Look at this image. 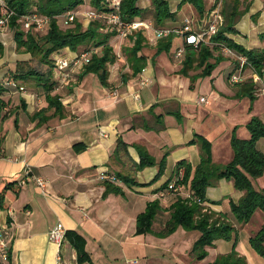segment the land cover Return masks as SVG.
<instances>
[{"label":"crops","instance_id":"1","mask_svg":"<svg viewBox=\"0 0 264 264\" xmlns=\"http://www.w3.org/2000/svg\"><path fill=\"white\" fill-rule=\"evenodd\" d=\"M167 1L175 16L162 26L180 27L185 17L200 14L191 2ZM239 1V10L246 11L235 24L237 33L228 36L247 49L264 50V0ZM218 2L226 10L233 4V0H202V5L206 11ZM138 5L150 8L152 0H138ZM82 7L84 4L79 6ZM141 32L145 37L146 32L148 36L151 33ZM11 36L14 39L12 33ZM178 39L181 36L174 37L171 48L162 52L157 51L158 40L146 41L139 52L145 55L146 64L142 71L133 74L127 52H122V42L127 39L111 37L119 56L109 65V86L102 83L98 73H86L84 67L77 69L65 85L55 83L52 94L60 97L61 110L48 107L44 88L34 80L23 82L27 92L4 95L9 105L4 111L7 116L0 118V188L8 180L19 179L16 187L6 191V207L0 209V223L8 221L12 227V264H79L77 251L68 239L61 247L50 240V230L57 223L86 238V249L96 264H177L176 257L165 258L160 248L173 243L174 237L186 230L179 227L167 237L156 235L168 219L175 199L173 193L159 197L161 187L170 182L179 160L188 159L193 167L200 163V146L190 141L196 133L212 140L207 129L215 116L214 109L222 107L230 112L239 103L235 95L239 87L230 82L229 76H224L227 83L222 80L223 75L235 70L232 60H223L207 79L197 78L191 88V77L180 72L186 53L180 59L174 55L177 48L184 46L182 38L183 44L174 48ZM60 53L72 56L76 52L63 48ZM21 56L17 59H31L30 53ZM9 66L0 68V73L8 72ZM45 68L44 72L48 71ZM245 73L250 77L252 70L247 68ZM5 77L1 75L0 79ZM57 78L53 73L54 81ZM203 84L208 86L198 96L197 89L201 90ZM113 89L118 90L117 97L111 95ZM202 96L207 97L204 103L199 102ZM259 97L264 98V94ZM174 111L181 113L182 120L172 114ZM159 114L163 115V126L156 119ZM236 115L232 116L235 125L239 121ZM250 118L247 116L245 122ZM222 129L215 128L218 134ZM243 137H249V131ZM119 138L127 143L129 156L120 153L113 157ZM75 144L85 148L77 150ZM135 145L145 146L157 163L137 169L141 158ZM258 147L264 152V137L258 140ZM212 152L218 164L225 165L233 158L231 144L226 158L216 155L213 149ZM165 155V172L152 185H128L121 180L118 185L122 194L106 192L103 175L120 172L138 182H149ZM38 177L46 181L44 189L37 184ZM225 182L224 178L216 180L207 189V206L217 213L230 211L221 204ZM243 193L238 190L235 195L240 197ZM154 199H160L162 210L153 232L137 234V216ZM231 244L232 241L220 239L211 248L218 255L229 252Z\"/></svg>","mask_w":264,"mask_h":264},{"label":"trees","instance_id":"2","mask_svg":"<svg viewBox=\"0 0 264 264\" xmlns=\"http://www.w3.org/2000/svg\"><path fill=\"white\" fill-rule=\"evenodd\" d=\"M112 0H89V4L93 8L112 12L115 8L111 4ZM195 4L200 14L205 12L202 0H183L184 2ZM86 0H5V4L0 3V17L2 12H7L10 17L7 26L14 36L18 50L33 52L41 50L42 62L49 66L48 71L42 72L35 68H30L20 73L16 68L14 75H6L0 79V118L7 116L6 108L9 101L5 99V94H15L20 89L13 85H8V80L18 78L34 80L38 86H42L45 91V98L48 107H55L56 110L63 108L60 97L53 95L55 83L59 84L58 79L54 81L53 73L56 57L60 49L69 47L71 50L80 51L88 50L90 45L101 47V53H94L91 61L85 65L84 72H96L100 76L102 83L109 86V65L116 62L118 55L115 52V46L111 43V37L116 32L103 34L100 27L104 23L98 20L91 22L90 26L83 30L82 24L74 21L75 25L63 29L60 25V15L79 9ZM240 1L233 0L230 9H221L225 20L220 25V30L211 39V44H186V57L180 72L191 77V88L194 82L200 76L210 75L213 69L223 60H232L235 70L239 67V62L221 52V45L225 44L238 54L244 55L248 59L245 68H251L252 71L264 76V50L247 49L231 39L229 33H237L235 24L237 20L245 13V10H239ZM213 8V7H212ZM119 12L124 21H133L135 19H144L152 21L155 27L162 26L167 19H172L175 15L171 11L167 0H152L150 8H142L138 5V0H121ZM30 13H38L49 18L47 32L40 38L33 30H25L23 28L24 16ZM73 24V23H72ZM131 37L134 44L126 49L128 62L133 74L142 71L146 64L145 55L139 52L146 44V37L139 32ZM264 38V34L262 36ZM183 38V37H182ZM174 37L172 35L159 39L157 43V51L169 50L172 46ZM184 39V38H183ZM90 43V45H89ZM0 49L2 44L0 43ZM57 53V55H54ZM79 53V52H78ZM61 56V55H60ZM191 70H200L196 74L190 75ZM234 70V71H235ZM233 73V71L231 72ZM229 73V77L231 75ZM124 79V77H122ZM239 87L238 95H249L253 99L262 88L251 78L233 83ZM18 90V91H17ZM237 96V95H236ZM176 118L182 120L179 111L172 112ZM163 115H156L157 121L162 124ZM249 137L239 138L235 135L232 137L231 146L233 150V158L225 165L218 164L213 160L212 144L201 134L196 133L195 137L190 141L191 144H199L201 149V161L193 167L188 159H181L175 166V172L170 182L176 181V185H182L181 191L170 189L169 180L161 187L162 191L159 197H164L168 193H173L174 201L170 205L169 217L163 228L156 232L159 237H167L174 233L179 227L188 232L198 231L199 238L194 243L190 251V255L195 259H204L208 256V248L214 247L217 240L223 239L232 241L233 247L230 252L217 255L216 259L208 264H249L246 256L242 255L237 249L239 232L235 224L247 223L251 220L258 210L264 213V187L256 189L252 179H257L264 174V152L258 147V140L264 137V121L258 116H253L247 123ZM140 154V163L136 165L137 169H143L148 166H154L157 161L151 155L148 149L143 145H135ZM75 148L80 150L85 148L82 144H75ZM120 153L129 156L128 145L119 138L117 146L113 152V157H117ZM159 171L149 182H138L133 178L119 173L114 174L115 177L122 180L128 185L149 186L159 180L164 174L167 160L166 155L159 163ZM183 170V177L179 178V173ZM232 180L236 189L243 191V196L238 203L232 202L229 213L215 212L207 206V189L214 181L219 179ZM3 189L0 188V209L6 207L5 194L6 191L19 184V179L8 180ZM107 186L106 192L114 191L122 194V189L116 181L105 179ZM162 206L160 199L149 201L144 211L138 214L136 221V233L146 234L153 232V226L161 213ZM160 218V217H159ZM66 239H68L77 251V261L79 264H96L86 249V238L76 230H66ZM249 244L252 249L264 257V223L253 235L249 237ZM9 261L13 263L12 247L9 246Z\"/></svg>","mask_w":264,"mask_h":264},{"label":"rangeland","instance_id":"3","mask_svg":"<svg viewBox=\"0 0 264 264\" xmlns=\"http://www.w3.org/2000/svg\"><path fill=\"white\" fill-rule=\"evenodd\" d=\"M88 3H89V0H86V2L84 3V7L79 8V9L78 8L74 9V11L80 10V13L76 17L75 21H78L79 23L82 24L83 30H86L90 26L91 22L94 21V20H92V21L86 20L85 16L82 14V12H84L86 9L93 8V6H91V5L89 7ZM60 25L63 27V29H66L68 27L74 26L75 22H73V24H71V25L65 26L60 21ZM100 31L103 34L112 33V32H110V29H107L104 26L100 27ZM141 31L146 32V30H141ZM141 31L134 32L133 34H131L127 38H125L127 40L122 42V52H125L127 48L131 47V46H129V44L132 43V41H133V39L131 37L133 36L134 38H136L135 35ZM33 32L36 35H38V37L41 38L47 32V27L43 30L34 29ZM171 35L173 37H177L176 34H171ZM151 37H153L152 33H150V36H148L147 32H146V39H147L146 41H148L149 43H152L153 41L151 40ZM128 40H131V41H128ZM155 41H157V40H155ZM0 43L2 44V49H0V68H4L8 65H11V66H9L10 68L7 69L8 72L6 71L5 73H2V74L0 73V78H1V75L9 76L8 73H10V76L14 75L13 71H15L16 68H18L20 73L25 72L30 68H35V69L40 70L42 72H44V70L46 69L45 67H47V69H49V66L47 64H45L44 62H42V54L39 53L41 50H35L34 51L35 54L33 55L32 54L33 52H27L24 50H18L17 49V44L14 41V39L12 38L11 32H10L8 27L0 28ZM177 44H181V45L183 44L182 37H181V39H178L174 42V48L177 47ZM89 45H90V43H89ZM146 46L151 47L150 45H146ZM65 48H69V47L67 46ZM81 49H79V51H78L79 53L82 52V51H80ZM88 50L93 51V54L94 53H99V54L101 53V47H94L93 45H90ZM71 51H73V50H71ZM75 52L76 51H74V53ZM24 53H30L31 59H29V60H18L17 57H22L21 55H23ZM75 54H73L72 56H68L65 54L63 55L60 52L58 53V55H62L65 57H74ZM56 55H57V53H56ZM53 56H54V54H53ZM11 68H13L14 70H12ZM198 71H200V70H198ZM208 76L209 75L200 76L199 78L207 79ZM224 76H229V73L223 75V77H222L223 78L222 80L225 81L223 83H227ZM12 80L16 82L18 89H20L19 93L27 92V88L23 84V82L28 81L27 79L18 78L17 80H14V79H12ZM206 83H209V82H206ZM207 86H208V84H203L201 86V90H200V88L197 89L198 96L200 95V92L204 93L203 90H205V87H207ZM263 94L264 93L259 94L255 97V99H253L249 95H238V93H235V95H237L236 98L239 99V103L236 106V107H238L237 109L235 107V109H232L230 112H227L222 107L220 109H218V108L214 109V115L215 116L213 118V121L211 122L212 124L209 125V128L207 130L210 132L209 134H211L212 140H210V141L212 144V149H213V151L216 152L215 153L216 155L221 154L222 155L221 157H223V158L227 157V153L229 152V144H231L233 135H235L239 138H245L243 136L245 134L247 135V133H248L247 123H246L248 121L245 122V120L247 119V116H251V118L253 116H258L262 121H264V98L259 97ZM236 110H238V112L234 113ZM234 114H237L236 119L239 120L238 124H240V125H238V124L235 125V123L233 122L232 116ZM218 127H223L220 134H218L215 130V128H218ZM228 135H229V137H228ZM212 154H213V152H212ZM252 182H253V185L256 189H260V188L264 187L263 186L264 185V176L257 178V179H252ZM223 190L226 193H225V196L221 199V204L223 206H225L226 208L228 207L227 209L231 208L232 202L238 203L239 200L243 196V195H241L240 197H237L235 195V193L238 192V190L235 188L234 182L232 180H227V184L225 182ZM263 223H264V213L262 212V210H258L249 222H247V223L241 222L240 224H235V226L237 227L238 232H239V240H238L237 249H238V247H240V250L239 249L238 250L241 252L242 255L246 256L249 264H264V257L257 254L249 244V237L251 235H253L256 231H258ZM198 233H199L198 231H192V232L185 231L183 234L178 233V235H176L174 237L173 243L165 245L164 247L162 246L160 248V252H164L165 258L175 259V257H176V263L177 264H205V263H209V262L214 261L217 257V255H215V253H216L215 248H211V247H210V249L208 248V252H209L208 256L204 259H195L190 255V251L193 248L194 243L200 237ZM217 246H218L219 250L220 249L222 250V244H219ZM232 247H233V242L228 247V250L231 251ZM189 248H190V251H188ZM152 250H155V249L151 248V251Z\"/></svg>","mask_w":264,"mask_h":264},{"label":"built area","instance_id":"4","mask_svg":"<svg viewBox=\"0 0 264 264\" xmlns=\"http://www.w3.org/2000/svg\"><path fill=\"white\" fill-rule=\"evenodd\" d=\"M1 4H5V0H0ZM121 0H112L111 4L115 8L112 12H104L97 10L95 8H88L82 14L85 16L86 20H99L104 23V27L110 29V32H116L117 36L122 38H127L134 32L141 30H149L152 33L151 40H159L168 37L171 34H176L184 38L186 44H211V39L220 30V25L224 21V16L221 12V3L218 2L213 8L206 10L203 14L190 15L183 19L182 25L180 27H155L152 21L135 19L133 21H124L121 18L119 8ZM80 10H71L62 15H60V21L65 25H71L76 17L79 15ZM10 15L3 11L0 17V28L8 27V19ZM49 25V18L47 16L40 15L38 13H30L24 16L23 28L25 30L36 29L43 30ZM221 52L239 62V67L231 73L229 80L231 83H238L251 78L255 83H258L262 88L257 93H264V76L252 71V75L249 77L245 70V65L248 63L246 56L238 54L235 50L231 49L229 46L222 44ZM186 53V48L182 45L177 48L175 52V57L180 59ZM118 55V54H117ZM93 56V51L84 50L81 53H76L74 57L57 56L54 66V74L58 77L59 84L65 85L67 81L72 77L73 73L77 69L85 67ZM119 56V55H118ZM251 69V68H249ZM252 70V69H251ZM8 85H13L18 88L15 81L8 80ZM145 84V80L142 81V85ZM18 91V90H17ZM113 97L119 95L117 89H113L111 92ZM136 98H139V94L136 93ZM207 101L206 96H202L199 102L204 103ZM183 170L179 173V178L183 177ZM104 179H110L119 183V179L114 176V174L103 175ZM37 184L41 188L46 187V181L42 178H36ZM183 186L176 185V181L170 182V189L174 191L183 190ZM12 237V227L11 223L5 221L0 223V264H8L9 261V246ZM50 240L55 243L58 247H61L66 240V229L62 223H57L51 230L49 234ZM60 260V255L58 256Z\"/></svg>","mask_w":264,"mask_h":264}]
</instances>
